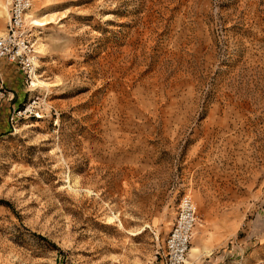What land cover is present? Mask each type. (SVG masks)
<instances>
[{
  "label": "rangeland",
  "instance_id": "374dc122",
  "mask_svg": "<svg viewBox=\"0 0 264 264\" xmlns=\"http://www.w3.org/2000/svg\"><path fill=\"white\" fill-rule=\"evenodd\" d=\"M28 23L0 264H162L185 194V264H264V0H33Z\"/></svg>",
  "mask_w": 264,
  "mask_h": 264
},
{
  "label": "built area",
  "instance_id": "2783aa9c",
  "mask_svg": "<svg viewBox=\"0 0 264 264\" xmlns=\"http://www.w3.org/2000/svg\"><path fill=\"white\" fill-rule=\"evenodd\" d=\"M9 14L6 30L0 36V63L7 61L19 67L24 73L25 83L33 84L37 72L38 51L30 33L28 13L33 0H8ZM15 99V92L6 88L0 75V106L4 101ZM36 105L16 108L15 117L21 118L28 112L35 111ZM197 204L190 194L180 200L178 215L171 228L160 254L162 264H185L197 223Z\"/></svg>",
  "mask_w": 264,
  "mask_h": 264
},
{
  "label": "crops",
  "instance_id": "0c3cea01",
  "mask_svg": "<svg viewBox=\"0 0 264 264\" xmlns=\"http://www.w3.org/2000/svg\"><path fill=\"white\" fill-rule=\"evenodd\" d=\"M0 75L4 80V84L7 89L15 92V99L10 103V105L15 108L18 106V95L20 93V84H24V73L19 69V67L13 63L2 61L0 63ZM17 98V99H16Z\"/></svg>",
  "mask_w": 264,
  "mask_h": 264
},
{
  "label": "bare ground",
  "instance_id": "6f19581e",
  "mask_svg": "<svg viewBox=\"0 0 264 264\" xmlns=\"http://www.w3.org/2000/svg\"><path fill=\"white\" fill-rule=\"evenodd\" d=\"M33 84H34V80H33ZM196 251H197V249L194 246L190 249L191 254H194ZM186 261H187V259H186ZM186 263H190V262L187 261Z\"/></svg>",
  "mask_w": 264,
  "mask_h": 264
}]
</instances>
